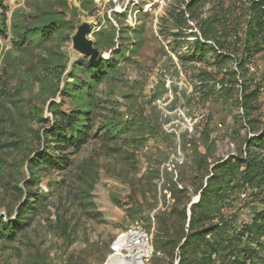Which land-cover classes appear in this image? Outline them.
Returning <instances> with one entry per match:
<instances>
[{"label": "rangeland", "instance_id": "1", "mask_svg": "<svg viewBox=\"0 0 264 264\" xmlns=\"http://www.w3.org/2000/svg\"><path fill=\"white\" fill-rule=\"evenodd\" d=\"M137 221L144 264H264V0H0V264L126 260Z\"/></svg>", "mask_w": 264, "mask_h": 264}, {"label": "trees", "instance_id": "2", "mask_svg": "<svg viewBox=\"0 0 264 264\" xmlns=\"http://www.w3.org/2000/svg\"><path fill=\"white\" fill-rule=\"evenodd\" d=\"M57 118H58L57 123H56L57 126L55 127V129H53L51 131V133L55 134V136L58 137V140L60 142H63L66 145L67 144H73V145H76L77 147H79L86 141V139L88 137V133H87L88 131L87 130H84L82 128L78 129L76 137L75 136L67 137V135H65V132L62 131V130L65 131L66 128H68V127H74V128L77 127V126H75V124L78 122L79 119L76 117V115L59 114L57 116ZM47 155H48L47 153L43 154V156H41L40 159H45L44 156H47ZM62 158H65V157L63 156ZM53 159H54L53 157L48 156V159H46V160L52 161ZM65 162H67V159H65ZM214 189H216V186L213 187V183L209 181L207 183L206 187L203 188L198 203L202 202V200H204V197H206V196H209V198L215 197V193H213V191H215ZM25 204H26V206L31 207V201L27 202ZM194 205H195V203L192 204L191 207ZM192 218H193V214L191 216V220H192ZM22 222H24V221H20V223H22ZM13 228H15V226L9 227V229L11 230L10 232H14ZM247 229H248V231L254 232V230L252 229V226H247ZM191 242H195V239H193V240L190 239V235L185 237V241H184L182 247L190 244ZM179 264H182V263L180 262Z\"/></svg>", "mask_w": 264, "mask_h": 264}, {"label": "built area", "instance_id": "3", "mask_svg": "<svg viewBox=\"0 0 264 264\" xmlns=\"http://www.w3.org/2000/svg\"><path fill=\"white\" fill-rule=\"evenodd\" d=\"M156 3L163 5L167 2V0H154ZM148 6V5H146ZM121 10V9H118ZM132 14V13H131ZM130 14V21L132 23L133 17ZM123 238V244L120 246L123 252L134 251L137 252L139 250H144L146 252H150V255L153 254L154 250L152 248L153 244V234L144 228L143 224L140 222L133 223L124 233H122L118 239ZM118 239L114 242L113 248L115 250V244ZM149 255V256H150ZM148 256V257H149Z\"/></svg>", "mask_w": 264, "mask_h": 264}, {"label": "water", "instance_id": "4", "mask_svg": "<svg viewBox=\"0 0 264 264\" xmlns=\"http://www.w3.org/2000/svg\"><path fill=\"white\" fill-rule=\"evenodd\" d=\"M85 25L86 24L79 27V30L74 37L75 47L88 55H93L96 57L99 54V51L95 47H93L92 41L90 43V41L86 38L87 37L86 33L90 28L86 27ZM91 63L96 64V63H93L92 61ZM108 263L109 264H126L124 260L121 258V256L115 253H113L109 257Z\"/></svg>", "mask_w": 264, "mask_h": 264}, {"label": "bare ground", "instance_id": "5", "mask_svg": "<svg viewBox=\"0 0 264 264\" xmlns=\"http://www.w3.org/2000/svg\"><path fill=\"white\" fill-rule=\"evenodd\" d=\"M86 27H89L88 24L85 25ZM88 39V37H86ZM91 43V40L88 39ZM101 58H103V54L102 53H99L96 57L93 56V55H90V60L93 62V63H99ZM198 198V196H197ZM199 199V198H198ZM196 202V201H195ZM123 238L121 237L120 239H118L117 243H116V247L117 249H119L120 251L121 248L120 246L123 244ZM128 253V252H127ZM150 255V252L148 250V252L144 251V250H139L137 252H134V251H130L127 256H126V260H124V262L126 264H144L143 261H142V257L145 256V257H148Z\"/></svg>", "mask_w": 264, "mask_h": 264}]
</instances>
